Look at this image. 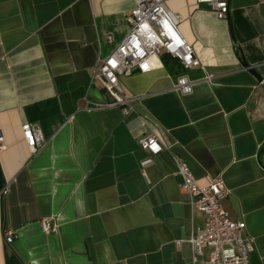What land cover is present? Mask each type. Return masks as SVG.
Masks as SVG:
<instances>
[{
    "label": "crops",
    "instance_id": "crops-1",
    "mask_svg": "<svg viewBox=\"0 0 264 264\" xmlns=\"http://www.w3.org/2000/svg\"><path fill=\"white\" fill-rule=\"evenodd\" d=\"M134 5L0 0V264H204L191 239L205 216L179 161L202 184L223 179L224 207L254 241L248 264H264V83L244 66L264 74V0H230V22L197 0H168L201 66L164 53L120 77L127 100L116 103L93 74ZM183 73L191 93L176 89ZM27 122L44 135L36 152ZM151 133L157 155L139 145Z\"/></svg>",
    "mask_w": 264,
    "mask_h": 264
},
{
    "label": "built area",
    "instance_id": "built-area-1",
    "mask_svg": "<svg viewBox=\"0 0 264 264\" xmlns=\"http://www.w3.org/2000/svg\"><path fill=\"white\" fill-rule=\"evenodd\" d=\"M197 2L210 5L220 19L227 18L230 11V0ZM127 22L129 31L120 42L115 43L113 33H108L107 41L113 47L100 59L93 74V79L110 91L116 103L127 100L120 77L130 76L137 69L150 71L164 53L177 59L185 69L201 66L193 45L182 35L179 19L169 7L168 0H135ZM206 81L214 83V76L207 75ZM261 83H264V74ZM194 85V81L183 73L178 77L176 89L187 94L193 91ZM23 132L33 152L43 147L44 135L37 124L25 123ZM139 145L154 155L164 150L157 133L142 137ZM5 148V134L0 128V152ZM178 173L182 177V188L192 195L194 207L205 216L204 228L198 229L191 239L196 254L205 257L204 264H248L254 241L245 234V221L233 219L225 209L224 200L229 190L223 179L217 177L202 184L185 161H179ZM41 225L46 232L58 231V225L50 218L42 219ZM5 236L8 243L12 242L14 230H5Z\"/></svg>",
    "mask_w": 264,
    "mask_h": 264
},
{
    "label": "water",
    "instance_id": "water-1",
    "mask_svg": "<svg viewBox=\"0 0 264 264\" xmlns=\"http://www.w3.org/2000/svg\"><path fill=\"white\" fill-rule=\"evenodd\" d=\"M228 20H229V22L231 21V18H230V16H229V14H228ZM244 66H245V68H247L250 72H252L258 79H259V81H261L262 80V75L256 70V68L253 66V65H250L248 62H244ZM135 73H140V71L137 69L136 71H135Z\"/></svg>",
    "mask_w": 264,
    "mask_h": 264
}]
</instances>
